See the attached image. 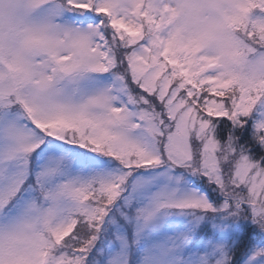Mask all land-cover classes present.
Instances as JSON below:
<instances>
[{
    "label": "snow or ice",
    "instance_id": "6c2138e0",
    "mask_svg": "<svg viewBox=\"0 0 264 264\" xmlns=\"http://www.w3.org/2000/svg\"><path fill=\"white\" fill-rule=\"evenodd\" d=\"M0 264H264V0H0Z\"/></svg>",
    "mask_w": 264,
    "mask_h": 264
}]
</instances>
